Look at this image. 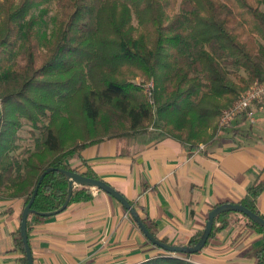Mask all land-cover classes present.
Wrapping results in <instances>:
<instances>
[{
  "label": "trees",
  "instance_id": "trees-1",
  "mask_svg": "<svg viewBox=\"0 0 264 264\" xmlns=\"http://www.w3.org/2000/svg\"><path fill=\"white\" fill-rule=\"evenodd\" d=\"M46 1L0 0L1 198H21L24 207L39 176L53 168L31 209L55 211L68 189L59 170L77 172L70 161L78 149L152 126L195 151L214 134L248 121L242 114L218 125L221 112L247 87L264 82V0H53L55 27L40 37L41 15L27 16ZM22 123L34 141L26 156L17 152ZM80 174L99 179L90 170ZM263 191L264 179L256 181L239 204L259 215L256 200ZM91 197L88 187L75 186L68 205ZM235 213L216 217L209 237ZM240 215L264 236L262 227ZM31 218L47 217L30 214L27 234ZM141 220L155 236V224ZM14 245L26 264L18 230ZM181 255L185 259L160 251L140 264H195ZM254 256L264 264V246Z\"/></svg>",
  "mask_w": 264,
  "mask_h": 264
},
{
  "label": "crops",
  "instance_id": "crops-1",
  "mask_svg": "<svg viewBox=\"0 0 264 264\" xmlns=\"http://www.w3.org/2000/svg\"><path fill=\"white\" fill-rule=\"evenodd\" d=\"M255 114L264 116V107ZM255 122L237 121L195 151L154 127L78 149L70 167L78 173L90 170L121 193L141 219L155 224L158 240L186 245L203 230L213 207L238 204L253 183L264 179V124ZM89 193L87 202L71 203L40 221L30 219L33 264H140L161 251L115 199L90 188ZM22 209L23 199L0 197V264H24L14 245ZM256 209L264 219V191ZM225 219L228 225L188 260L258 264L254 252L264 246L263 234L248 227L240 214Z\"/></svg>",
  "mask_w": 264,
  "mask_h": 264
},
{
  "label": "water",
  "instance_id": "water-1",
  "mask_svg": "<svg viewBox=\"0 0 264 264\" xmlns=\"http://www.w3.org/2000/svg\"><path fill=\"white\" fill-rule=\"evenodd\" d=\"M54 170L53 168H47L40 176L37 181V184L35 185V188L32 192V195L28 201V203L23 207L21 216H20V222H19V236L23 245V250H24V257H25V263L26 264H33V258L31 255V250L29 248L28 244V235H27V219L30 214L36 213L41 217H50L54 216L56 214H59L60 212L64 211L65 208L68 206L72 189L75 186H83V187H88V188H95L98 191H102L109 196H111L113 199H115L124 209L126 212L129 213L131 216L132 220L138 227L139 231L143 234V236L146 238V240L153 246L161 249L162 251L168 252L170 254H189L193 255L198 253L202 248L205 246L207 240L209 239L211 229L213 222L216 217H218L222 213L226 212H236L240 213L246 218H248L250 221L253 223L257 224L258 226L262 227L264 229V219L256 214L245 208L241 204H234V203H223L216 205L213 207L207 214L205 224L202 230V233L200 237L198 238L197 242L192 245H170L167 243H164L160 240H158L155 236H153L147 227L144 225L142 222L141 218L139 217L138 213L136 212L135 208L133 207L132 204H130L126 198L113 189L111 186H109L106 182H104L101 179H96V178H89L81 175L78 172L74 171H68V170H59L63 176L66 178L68 182V189H67V194L66 197L60 206L59 209L51 212H44V213H39V212H34V210L31 209V205L33 203V200L35 198L37 189L44 177L45 174L48 172Z\"/></svg>",
  "mask_w": 264,
  "mask_h": 264
},
{
  "label": "rangeland",
  "instance_id": "rangeland-1",
  "mask_svg": "<svg viewBox=\"0 0 264 264\" xmlns=\"http://www.w3.org/2000/svg\"><path fill=\"white\" fill-rule=\"evenodd\" d=\"M37 15H41V18L38 20V22L36 24V29L38 30L39 36L40 37H48L50 35V33L52 32V30L54 29L56 19L58 17L55 2L53 0H47L45 3L36 6L29 13L27 18L31 17V16H37ZM241 74H243L242 71H241ZM134 82H135L134 84L139 85L141 83V80L136 79V80H134ZM253 109L256 111L258 109L260 110V106L259 105L254 106ZM256 111H254V115H253L254 122L256 121L255 123H257L258 121H261L264 124V116H260V114H255ZM254 125H256V124H254ZM148 130L153 131L154 127L151 126L148 128ZM225 131H221V132L223 133ZM29 132H30L29 126L25 123H22V126L18 132L19 141H18V149H17V152L21 156H26L27 153L33 149L34 141H33V137L30 136ZM210 132L212 133V130ZM217 132H219V130ZM35 134H36V136H38L37 133H35ZM214 135H213V137H214ZM171 256L176 257V258H184L185 259L184 255H181V254H171Z\"/></svg>",
  "mask_w": 264,
  "mask_h": 264
},
{
  "label": "built area",
  "instance_id": "built-area-1",
  "mask_svg": "<svg viewBox=\"0 0 264 264\" xmlns=\"http://www.w3.org/2000/svg\"><path fill=\"white\" fill-rule=\"evenodd\" d=\"M152 82L145 86V91L150 94L152 90ZM260 106V109L264 106V82H254L247 87L240 96L234 101V103L226 110H223L218 119L219 128L225 127L240 115L244 114L249 123H253L254 106ZM202 145L199 146V149ZM93 192L98 191L95 188H90Z\"/></svg>",
  "mask_w": 264,
  "mask_h": 264
}]
</instances>
